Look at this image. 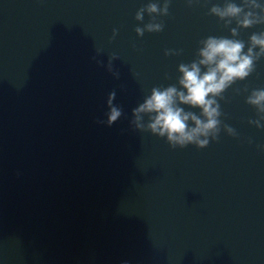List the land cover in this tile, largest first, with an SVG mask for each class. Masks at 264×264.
<instances>
[{
  "label": "water",
  "instance_id": "water-1",
  "mask_svg": "<svg viewBox=\"0 0 264 264\" xmlns=\"http://www.w3.org/2000/svg\"><path fill=\"white\" fill-rule=\"evenodd\" d=\"M151 2L164 0H0V264H264V129L249 124L264 113L247 103L264 55L217 98L206 148H174L133 115L153 88L180 89L207 37L247 52L264 23L211 14L230 0H169L137 21ZM149 23L163 30L138 36Z\"/></svg>",
  "mask_w": 264,
  "mask_h": 264
},
{
  "label": "clouds",
  "instance_id": "clouds-1",
  "mask_svg": "<svg viewBox=\"0 0 264 264\" xmlns=\"http://www.w3.org/2000/svg\"><path fill=\"white\" fill-rule=\"evenodd\" d=\"M189 4L192 0H188ZM169 0H164L163 5L148 3L136 13V20L142 21L145 12L148 14L167 15ZM244 4L251 9H260V12L245 11L244 5L228 2L225 6H213L211 14L225 18H236L238 27L250 28L255 24L264 23V0H244ZM160 32L162 23H149L144 28L137 27L136 33L142 36L144 31ZM233 36L237 29L232 28ZM117 32L113 30V38ZM199 49V60L191 64H180L178 71L181 73L179 84L164 89L153 88L151 95L142 104L133 110L134 123L137 128H143V115L149 116L147 129L154 135L165 138L172 147L184 148L194 145L199 149L206 148L210 140H216L221 131V108L218 97L236 81L246 79L254 70L258 57L264 55V33L253 34L250 37V46L244 51L245 44L239 39H230L221 36H209L202 41ZM259 51H255L256 48ZM169 54L168 51L165 52ZM202 68L205 70L202 71ZM114 93L108 99L109 111L107 124L113 125L122 112L112 103ZM247 103L264 113V88L256 89L247 98ZM178 104L200 109V115L185 112ZM191 121V125L189 122ZM258 129H264V117L250 120ZM224 130L231 136H236V130L229 125H224ZM251 142V141H250ZM264 147V146H260Z\"/></svg>",
  "mask_w": 264,
  "mask_h": 264
}]
</instances>
